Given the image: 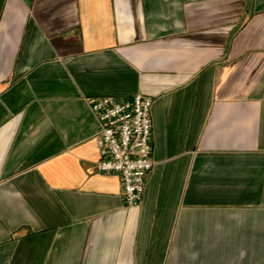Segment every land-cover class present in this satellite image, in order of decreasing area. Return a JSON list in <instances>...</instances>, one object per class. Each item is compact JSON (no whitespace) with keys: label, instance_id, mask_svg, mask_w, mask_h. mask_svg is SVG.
<instances>
[{"label":"crops","instance_id":"1","mask_svg":"<svg viewBox=\"0 0 264 264\" xmlns=\"http://www.w3.org/2000/svg\"><path fill=\"white\" fill-rule=\"evenodd\" d=\"M137 93L127 207L90 98ZM0 264H264V0H0Z\"/></svg>","mask_w":264,"mask_h":264},{"label":"built area","instance_id":"2","mask_svg":"<svg viewBox=\"0 0 264 264\" xmlns=\"http://www.w3.org/2000/svg\"><path fill=\"white\" fill-rule=\"evenodd\" d=\"M153 103V97L142 93L125 102L110 96L90 98L91 110L100 124L97 170L120 177L127 207L142 201L154 167Z\"/></svg>","mask_w":264,"mask_h":264}]
</instances>
